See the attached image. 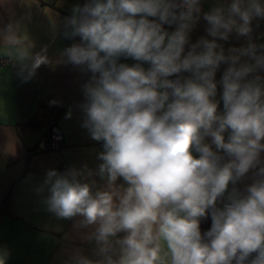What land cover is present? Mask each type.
<instances>
[{
  "label": "clouds",
  "instance_id": "9594fccd",
  "mask_svg": "<svg viewBox=\"0 0 264 264\" xmlns=\"http://www.w3.org/2000/svg\"><path fill=\"white\" fill-rule=\"evenodd\" d=\"M201 12L200 0H87L73 8L65 35L80 42L62 56L91 73L82 126L103 151L95 173H46L47 210L94 228L88 238L99 259L76 254L71 264H264V167L243 192L234 187L264 152V81L253 75L264 69V45L249 39L226 53L219 43L233 33L250 37L264 0H220L202 16L212 39L191 43ZM2 44L15 47L26 79L49 62L20 25L7 27ZM94 175L102 187L89 181ZM6 257L0 252V264Z\"/></svg>",
  "mask_w": 264,
  "mask_h": 264
},
{
  "label": "crops",
  "instance_id": "0c3cea01",
  "mask_svg": "<svg viewBox=\"0 0 264 264\" xmlns=\"http://www.w3.org/2000/svg\"><path fill=\"white\" fill-rule=\"evenodd\" d=\"M87 0H0V57L10 56L13 63L0 65V252H6V264H71L76 254L90 259H99L94 240L89 233L94 228L78 227L80 217L60 219L47 210L48 196L45 185L46 173L56 169L60 173L75 168L88 169L95 173L101 161L98 153L103 151L102 142L94 141L88 130L82 126L84 113L81 105L85 102L83 85L91 77L90 72L66 63L62 56L65 48L80 42L79 37L68 38L65 33L73 8L82 6ZM220 0H200L201 19L190 32V42L195 43L208 36L204 12L210 11ZM152 19V18H150ZM21 26V35L32 41L33 53L46 56L48 63H41L35 75L25 78L20 74V65L15 63V47L2 44L7 27ZM169 32L174 25H164ZM250 37H240L233 33L228 41H219L226 53L229 48L246 47L249 39L257 46L264 45V19L252 22ZM188 50L186 46L185 51ZM264 51V49H260ZM40 57L37 59L39 62ZM246 60L247 58H242ZM121 63H137L131 58H120ZM227 65L222 64L216 73L220 81ZM182 75L187 76V73ZM259 75L264 81V69ZM222 93L218 84L217 97ZM59 103L52 105L50 101ZM57 112L55 120L60 127L64 145L58 150H28L42 145L47 123L43 107ZM222 102L220 109H222ZM70 118H68V114ZM30 119L37 120L39 126L24 124ZM210 142V138H208ZM261 163L251 169L234 187L243 192L247 185L257 179L259 167H264V152ZM97 187L105 181L98 175ZM117 184H123L119 179ZM232 185L229 190L231 191ZM227 193L223 200L226 201ZM123 236V233L118 234Z\"/></svg>",
  "mask_w": 264,
  "mask_h": 264
},
{
  "label": "built area",
  "instance_id": "2783aa9c",
  "mask_svg": "<svg viewBox=\"0 0 264 264\" xmlns=\"http://www.w3.org/2000/svg\"><path fill=\"white\" fill-rule=\"evenodd\" d=\"M176 26V25H174ZM14 61L10 56L2 55L0 57V65H10ZM149 65L145 64L144 67L147 68ZM170 79H176L175 76L170 77ZM48 135L47 137L43 138L42 140V146L48 148V150H58L64 145V138L63 133L58 126V124H52L49 125ZM218 202H221L222 206L223 203L226 202L225 200H218Z\"/></svg>",
  "mask_w": 264,
  "mask_h": 264
},
{
  "label": "trees",
  "instance_id": "16d2710c",
  "mask_svg": "<svg viewBox=\"0 0 264 264\" xmlns=\"http://www.w3.org/2000/svg\"><path fill=\"white\" fill-rule=\"evenodd\" d=\"M40 107H43L40 105ZM43 109H45V114L47 116V123L48 121L52 120L50 123H48L49 125H52V124H57V122L55 121L57 119V112H54L55 109L53 108H50V107H43ZM24 124H33L34 126H39V122L37 120H34V119H30L29 121L25 122ZM49 125L48 126V129L47 131L45 132V135H44V138L47 137L48 135V130H49ZM38 150H43V151H49L48 148L46 147H43L42 145H39L37 144L36 146L30 148L28 151L29 152H34V151H38ZM217 206L218 207H222V204L221 202H218L217 203ZM211 227V216L210 214L206 217V218H202L201 219V223H200V228H201V232L204 233L206 231H208ZM256 254L253 253L252 256L249 257V260H251L252 258H254Z\"/></svg>",
  "mask_w": 264,
  "mask_h": 264
}]
</instances>
